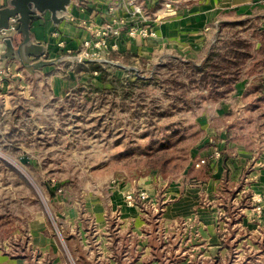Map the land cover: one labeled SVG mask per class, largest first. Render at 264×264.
<instances>
[{"label": "rangeland", "instance_id": "rangeland-1", "mask_svg": "<svg viewBox=\"0 0 264 264\" xmlns=\"http://www.w3.org/2000/svg\"><path fill=\"white\" fill-rule=\"evenodd\" d=\"M133 1L142 5L144 17L152 27L153 22L156 24L174 17L164 16L167 4L173 10L180 11L200 6L209 0H156L158 4L152 8L146 7L144 4L146 0ZM159 15H162L160 19ZM224 19L231 20L210 29L211 38L212 32L216 30L213 44L222 24L239 23L231 31H238L240 35L252 41L254 57L245 64L240 82L233 86L228 95L223 98L214 97L208 96L206 89H190V95H193L194 99L188 108L176 112L172 109L173 115L159 120L157 129L150 134L149 139L138 143L139 147H144L152 139L163 140L174 129L184 130V139L178 144L172 139L167 141L169 148L166 159L172 162H169L165 169L162 168L163 164L154 168L144 163L139 156L133 157L136 146H132L134 150L126 155L123 154L130 147L127 145L128 136H131L132 140H140L139 132L144 128L145 112L139 113L140 124L136 126L130 121L124 122L122 117H111L100 100L85 101L83 89L88 87L87 80L83 79L82 84L74 85L64 98H54L43 88H39L38 96L33 94L32 98L18 94L15 88L11 90V104H8V108L3 106L0 111V241L3 240L5 233L10 232L13 237L21 234L24 241L16 236L12 244L2 241L0 244L6 251L15 254L25 251L32 256L31 250L25 244L28 223L43 212L67 252V238L57 211L60 209L59 201L68 197L70 202H77L80 205L86 196H97L106 202L112 189L127 187L132 191L125 195L126 203L140 206L148 219L152 221L158 219L166 200L164 195L166 188L171 185L193 184L192 180L198 175L195 152L200 145L204 148L218 147L216 137L218 140L222 137L220 139L226 142V148L233 152L235 157L244 159L246 155L252 158L264 155V56L256 52L264 43V35H252L253 27L264 33V17L244 18L230 13ZM251 19L255 21L251 22ZM119 23L127 24L125 18ZM155 28L157 29L156 25ZM223 31L229 32L230 29L225 27ZM110 37L105 38V41H110ZM126 40L120 43L117 51L110 50L111 41L108 48L102 46L99 51L90 50L95 54L94 58L103 60H107L108 56L112 58V53H115L116 56L111 61L114 64L115 75L119 79L130 77L135 81L132 72L141 74L151 72L158 64L161 67L159 71L165 79L167 75L179 72L180 64L177 58L200 64L205 56L180 54L173 49L165 48L155 51L147 58L133 56L134 58L126 60L124 55L128 52L120 51L121 44ZM91 41L92 39L89 40ZM84 51L87 50L83 45L80 53H71L72 61L68 63L74 67L73 70L80 64L79 57L84 55ZM73 76L79 80L76 73L73 72ZM95 77L94 84L99 86V75ZM256 87H260V90ZM163 89L165 88L161 85L149 84L144 92L138 93L145 95L148 102L154 101L157 107L162 105L164 109L172 96L166 98ZM170 91L172 95L174 92L171 89ZM246 167L240 172L239 179L236 175L233 177L236 183L234 182L227 192L228 200H224V204L228 205L229 212L227 211L224 216L219 213L218 216V221L224 225L220 233L226 234L223 238L228 254L216 264H243L239 255V243L233 239L234 235L239 237L240 213L234 216L230 214L236 213L234 211L236 204L233 203L237 201L232 198L231 193L241 186L242 178L245 180V174L251 169V166ZM146 190L152 192L153 196ZM100 193L103 194L102 198L99 196ZM143 193L148 195L145 201L140 198ZM175 202L174 200L173 203ZM263 202L264 198L259 206L255 207L257 212L261 211L257 208L263 205ZM153 204L156 205L157 211L144 210L145 206L152 207ZM73 261L77 264L75 260ZM168 264L207 262L193 260L190 254H186L184 258L174 257Z\"/></svg>", "mask_w": 264, "mask_h": 264}, {"label": "crops", "instance_id": "crops-1", "mask_svg": "<svg viewBox=\"0 0 264 264\" xmlns=\"http://www.w3.org/2000/svg\"><path fill=\"white\" fill-rule=\"evenodd\" d=\"M132 1L74 2L69 8L68 20L58 27L51 23L48 16L34 22L32 38L34 42L46 45L45 59L64 60L57 65L44 67L35 77L29 76L17 62L9 63L10 78L0 91V111L3 106L8 108V104H11V90L14 88L25 98H32L33 94L38 96L39 88L48 90L54 98H64L74 85L82 84L85 78L76 79L73 76L74 67L69 66L71 53H80L84 43L93 39L106 23H117L123 18L127 24L132 23L128 7ZM146 1L144 4L147 8L158 4L156 0ZM7 3L8 0H0V8L7 6ZM230 13L244 18L264 17V0H209L200 6L182 9L173 18L155 24L158 39L137 37L126 40L121 44L120 51L147 58L155 51L168 48L180 54L206 56L216 36L214 30L213 37H210L211 27L216 28L226 20H231L224 19ZM3 49L5 47L1 51ZM220 138L218 140L216 137V148L221 151L220 158L214 156L215 147L204 148L200 145L196 150L198 158L195 156V164L202 159L207 163L196 168L198 175L192 180L193 184L166 188V200L158 219L152 221L140 206L126 203L125 195L132 191L127 187L112 189L106 202L97 196H86L80 205L70 202L68 197L59 201L57 214L67 238L69 254L57 239L47 215L42 212L28 223L25 244L32 256L24 250V253L19 251L15 254L3 247L0 248V264H70L68 255L77 264H168L174 257L184 258L186 254H190L193 260L215 264V260L228 254L223 238L226 234L220 233L224 225L218 221L219 213L224 216L229 210L228 205L224 204L229 194L223 189V152L231 156L228 161L231 183H236L233 177L236 175L239 179L246 165L251 166L244 176L245 180L242 178V190L232 196L237 200L233 203L236 204L234 211H237L242 198L248 194L251 198L256 195L264 198V155L256 158L246 155L244 159L235 157ZM99 196L102 198L103 194ZM247 203L248 206L239 211V237L233 234V239L239 243L243 264H264V202L260 212L255 210L258 204L251 200ZM144 208L149 209L148 212L157 211L155 204ZM16 237L24 241L21 234ZM167 259L170 261L166 262Z\"/></svg>", "mask_w": 264, "mask_h": 264}, {"label": "trees", "instance_id": "trees-1", "mask_svg": "<svg viewBox=\"0 0 264 264\" xmlns=\"http://www.w3.org/2000/svg\"><path fill=\"white\" fill-rule=\"evenodd\" d=\"M250 21L254 22L255 19H251ZM238 24L230 22L225 23V25L222 24L215 43L211 45L207 55L200 64L191 60L185 61L177 58L176 60L180 64V67H178L179 72L167 75L165 79L159 71L161 69L160 64L151 72L147 71L142 74L132 72L135 81H132L130 77L119 79L115 75L114 64L111 61L112 58H115V53H112V58L108 56L106 60L108 62L106 63L86 61L79 64L77 69H74L73 72L78 75L79 80L83 77L88 80V87L83 89L86 102H93L98 99L101 105L108 109L107 113L111 117H122L124 122L130 121L135 126L140 124L138 123L139 113L141 111L145 112L143 113L145 117L144 128L139 132L140 140H132L131 136H128L127 145L130 147L126 149L125 153H123L124 155L134 150L132 146H136L134 147L136 148V153L133 157L139 156L144 163L150 164L154 168H157L159 164H163L162 168H167L168 163L172 162L166 159V152L169 148L167 141L172 139L175 144H178L184 139V130L174 129L163 140L152 139L144 147H139L138 143L148 140L150 134L157 129L158 121L164 119L166 116L173 115L172 109L176 112L188 108L187 106L194 99V96L190 95V89H206L208 96L213 95L214 97L223 98L233 90L234 85L240 82L239 80L245 64L250 61V58L254 57V53L253 49H251L252 41L249 38L240 35L238 31H231ZM225 27L229 28L230 31L224 32L223 28ZM252 29L254 30L252 35H264L257 28L253 27ZM256 52L264 56V43L260 45ZM124 56L126 60L134 58L129 53ZM95 73L99 75V86L94 84ZM149 84L163 86L165 88L163 89L164 96L168 99L172 96L164 109L162 105L157 107L154 101H152L153 103L148 102L145 95L138 93L144 92V89ZM170 89L174 92L172 95ZM256 89L260 90V87H256ZM222 156H224L225 169L223 189L225 192H229L230 186L234 184L231 183L229 178L228 161L231 156L226 152H223ZM241 190L242 186L239 185L237 190L231 193V196L238 194ZM250 200L249 194L243 197L240 207L231 216L238 215L242 208L248 206L246 202ZM238 216L240 222L241 216ZM3 236V240L1 239L3 242L7 241L9 244H12L14 237L11 232L5 233ZM1 245L0 248L2 249L3 246ZM218 262L219 259L215 260L214 263Z\"/></svg>", "mask_w": 264, "mask_h": 264}, {"label": "water", "instance_id": "water-1", "mask_svg": "<svg viewBox=\"0 0 264 264\" xmlns=\"http://www.w3.org/2000/svg\"><path fill=\"white\" fill-rule=\"evenodd\" d=\"M85 1L8 0L7 6L0 8V29H7L12 17H18L19 29L17 35L12 34L4 40L5 49L0 54V71L7 72L8 64L17 62L29 76L35 77L44 67L61 63L64 58L45 59L47 47L34 42L32 38L33 24L48 16L51 23L58 27L62 22L68 20L69 8L74 2L84 4Z\"/></svg>", "mask_w": 264, "mask_h": 264}, {"label": "built area", "instance_id": "built-area-1", "mask_svg": "<svg viewBox=\"0 0 264 264\" xmlns=\"http://www.w3.org/2000/svg\"><path fill=\"white\" fill-rule=\"evenodd\" d=\"M128 7L131 10V18L133 19V22L130 23L129 25L125 23H108L100 32L96 33L94 38L92 39L91 42L86 41L84 43V47L87 50L86 52H83V56L79 57V63L82 64L86 61H97L101 63H106L108 61L99 59V58H94L96 57L95 54H92L90 50L94 51H99L101 47L106 46L108 48L109 42L111 41V48L110 50L117 51L118 47L120 46V43H122L123 40H131L135 39L137 37H142L144 39H153L156 40L159 38L158 31L155 28V24L153 22V26L150 27V22H148L147 18L144 17V9L142 6L136 4L134 1L128 3ZM165 14L164 16L166 17H172L176 16L177 11L173 10V8L170 7L169 4L166 5L165 9ZM163 16V17H164ZM162 15L158 16V19H160ZM157 19V20H158ZM19 29V21L18 17H12L9 20V27L7 29H0V54L3 53L2 48L5 47L4 45V40L6 38H9L10 35L15 34L17 35ZM111 36V40L106 42L105 38ZM4 50V49H3ZM2 52V53H1ZM97 73H95V76ZM10 76L9 72H3L0 71V91L3 90L5 83L8 82ZM87 80V79H85ZM88 82V80H87ZM83 83V82H82ZM214 156L217 158L221 157V152L218 148L214 149ZM206 161L205 159L200 160L197 163V167H201L203 164H205ZM140 198L142 201H145L148 199V195L143 193L140 195ZM263 200V197L260 195H256L251 198V201H253L256 204L261 203ZM259 211L261 210L260 207L257 208ZM63 241V240H62ZM69 254V253H68ZM68 258L70 260L71 264H75L73 261L72 257L68 255Z\"/></svg>", "mask_w": 264, "mask_h": 264}]
</instances>
